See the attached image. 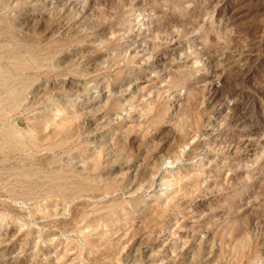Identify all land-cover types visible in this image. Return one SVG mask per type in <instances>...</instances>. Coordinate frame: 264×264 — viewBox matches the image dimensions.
<instances>
[{
  "label": "rangeland",
  "instance_id": "obj_1",
  "mask_svg": "<svg viewBox=\"0 0 264 264\" xmlns=\"http://www.w3.org/2000/svg\"><path fill=\"white\" fill-rule=\"evenodd\" d=\"M0 264H264V0H0Z\"/></svg>",
  "mask_w": 264,
  "mask_h": 264
}]
</instances>
